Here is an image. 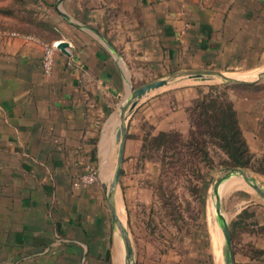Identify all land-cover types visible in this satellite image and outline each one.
Listing matches in <instances>:
<instances>
[{
	"label": "crops",
	"instance_id": "1",
	"mask_svg": "<svg viewBox=\"0 0 264 264\" xmlns=\"http://www.w3.org/2000/svg\"><path fill=\"white\" fill-rule=\"evenodd\" d=\"M36 3L54 32L0 30V264H122L115 231L109 249L113 230L102 187L109 178L98 168L102 157L108 174L112 119L134 70L161 76L183 69H263L264 1ZM24 35L65 40L68 53L57 50L45 74L40 44ZM198 93L196 86L175 85L130 112L118 182L121 207L120 176L139 155L141 125H151L149 133L186 132L187 106ZM87 167L98 178L81 183Z\"/></svg>",
	"mask_w": 264,
	"mask_h": 264
},
{
	"label": "rangeland",
	"instance_id": "2",
	"mask_svg": "<svg viewBox=\"0 0 264 264\" xmlns=\"http://www.w3.org/2000/svg\"><path fill=\"white\" fill-rule=\"evenodd\" d=\"M7 3L8 0H0V6ZM24 7L28 12L18 5L13 6V9L17 10L16 17L0 14V30H40L39 27L21 20V17L27 14L42 18L39 5L33 0H25ZM257 70L227 72L234 76H251L255 75ZM134 73L132 87L159 76L153 75L147 69L134 70ZM203 78L205 77L185 78L156 87L141 96L138 102L175 85L196 86L198 91L206 90L208 85H219L218 89L228 98L233 99V102L239 101L236 105L239 121L250 151L256 156L264 152V140L256 133L257 122L264 108V76L249 86L221 80L202 81ZM224 84L227 85L222 86ZM136 126H131V130L134 131ZM140 128H144L140 133L154 132L151 125L142 124ZM185 136L186 132H183L182 140ZM206 145L210 160L202 157L194 148H186L180 141H176L159 152L160 161L138 155L130 166L124 167L120 176L121 187H124L122 215L131 240L135 264H216L215 245L219 251V264H223L222 236L213 213L212 183L225 173L228 167L223 165L224 153L209 142ZM115 153L116 143L113 142L110 150L112 164ZM241 168L264 189V174L250 168ZM110 173L105 174V177L109 178ZM231 176L233 177L220 188V212L228 226L243 207H247L248 212L243 215V222L234 229L235 251L232 245L231 249L233 255L235 253L236 262L233 264H248L240 255L243 251L253 254L256 262H264V253L254 251L257 248L264 249V198L252 189L239 173H232ZM231 179L242 180L245 185L229 187ZM215 226L216 228H213ZM112 230L109 249L116 237L114 228Z\"/></svg>",
	"mask_w": 264,
	"mask_h": 264
},
{
	"label": "trees",
	"instance_id": "3",
	"mask_svg": "<svg viewBox=\"0 0 264 264\" xmlns=\"http://www.w3.org/2000/svg\"><path fill=\"white\" fill-rule=\"evenodd\" d=\"M33 1L36 2V0ZM15 5H18L19 8L28 12L24 7L25 0H8L5 6H0V14L16 17L17 10H15V8L13 9ZM21 20L37 26L44 31H55L50 22L30 14L21 17ZM36 31L38 33L40 32L39 30ZM40 39L49 42L57 38L48 39L44 36ZM255 84L256 83H254V85ZM226 85L227 84H224L222 86ZM239 85L249 86L253 85V83ZM218 86L219 85H208L206 90H199L197 97L187 106L189 127L183 140L182 133L176 129L160 130L156 133H145L139 147L140 157H153L157 159V161H160L161 156L159 152L171 146L172 142L180 141L182 146L186 148L192 147L195 151H199L202 157L210 160L206 145L209 142L224 153V166L245 167L264 174V152L256 156L250 151L239 125L233 102L223 91L221 92L218 89ZM256 133L264 140V108L257 122ZM244 214H248L247 207H243L236 213V217L230 221L228 226L233 251H235L234 229L238 224L243 222ZM254 251L264 253L263 248H257L254 249ZM241 254L248 256L252 260L255 258V256L248 253V251H243ZM254 262L256 261L254 260ZM256 263L264 264V262Z\"/></svg>",
	"mask_w": 264,
	"mask_h": 264
},
{
	"label": "water",
	"instance_id": "4",
	"mask_svg": "<svg viewBox=\"0 0 264 264\" xmlns=\"http://www.w3.org/2000/svg\"><path fill=\"white\" fill-rule=\"evenodd\" d=\"M60 0H57V3ZM264 1V0H263ZM57 8V7H56ZM59 13L68 19V15L57 8ZM68 46V42L65 40L59 39L56 43V47L63 53H68L65 49ZM264 76V68L259 69L255 72L254 77H237L234 76L231 72L221 71L216 69H183L179 71H175L169 74L161 75L152 80L146 81L140 85L135 87H130L125 97L120 101L118 105V110L116 114V126L113 133V139L117 144L115 160L112 173L108 179L106 184H102L104 190V198L106 205L108 207L110 213V222L112 228H114L115 232L121 239L122 247H123V262L124 264H135L132 257V244L123 222L120 220L117 214V199H118V182H119V174L121 170V162L122 155L124 149L125 142V134H126V122L130 112L138 103V100L141 96L145 95L150 90L170 84L173 82H177L179 80H183L185 78H201V77H213L218 78L226 83H252L260 77ZM98 171L101 172V166H99ZM232 173H239L243 180L254 189L261 197L264 198V189L254 182L253 178L246 175L244 170L238 166H230L228 170L223 173L219 178L215 179L212 183V192L214 196L213 201V213L214 220L216 225L220 230V234L222 236V249H223V264H233V253L231 249V242L229 236V228L228 223L224 219L222 213L219 209V185L226 178L230 177Z\"/></svg>",
	"mask_w": 264,
	"mask_h": 264
},
{
	"label": "built area",
	"instance_id": "5",
	"mask_svg": "<svg viewBox=\"0 0 264 264\" xmlns=\"http://www.w3.org/2000/svg\"><path fill=\"white\" fill-rule=\"evenodd\" d=\"M24 36L26 38H33L40 44L42 50L40 58V67L45 74H49L53 67L55 52L58 50L56 47L58 39L46 42L31 35ZM97 178V171L92 167H87V169L82 172L79 176V180L81 183L93 182L96 181Z\"/></svg>",
	"mask_w": 264,
	"mask_h": 264
},
{
	"label": "bare ground",
	"instance_id": "6",
	"mask_svg": "<svg viewBox=\"0 0 264 264\" xmlns=\"http://www.w3.org/2000/svg\"><path fill=\"white\" fill-rule=\"evenodd\" d=\"M237 77H254V75L253 76H237ZM203 80H218V78H213V77H209V78H207V77H205V78H203L202 79V81ZM116 113H115V115H114V117H113V119H112V126L114 125V123L116 122ZM104 140H105V137H103V140H102V143L104 142ZM117 146V145H116ZM100 155H101V153H100ZM109 171L108 172H110L111 171V173H112V170H113V166H114V164H112V162H111V160H109ZM101 173L102 174H107V172H106V168H105V165H104V161H103V159H102V157H101ZM110 173V174H111ZM231 177H233V176H230V177H228V178H226L225 180H223L221 183H220V185H219V192H220V188H221V186L228 180V179H230ZM245 184H244V182L242 181V180H239V179H231L230 180V182H229V184H228V186L229 187H237V186H244ZM227 188V187H226ZM225 190V189H224ZM117 214H118V216H119V218H120V220L123 222V213H122V207H121V204H119V202H118V199H117ZM213 228H216V226L215 227H213ZM220 231V230H219ZM213 232L215 233V229H213ZM218 238V237H217ZM219 239V238H218ZM219 241V240H218ZM215 257H216V264H219V261H220V257H219V251H218V249L216 248V245H215Z\"/></svg>",
	"mask_w": 264,
	"mask_h": 264
}]
</instances>
